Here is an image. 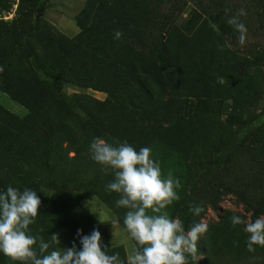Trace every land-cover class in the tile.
Returning a JSON list of instances; mask_svg holds the SVG:
<instances>
[{"label":"rangeland","instance_id":"374dc122","mask_svg":"<svg viewBox=\"0 0 264 264\" xmlns=\"http://www.w3.org/2000/svg\"><path fill=\"white\" fill-rule=\"evenodd\" d=\"M16 2L0 0V19L11 21L15 17ZM98 2L49 0L38 39L32 42L33 58L27 61L17 54L12 57L0 77V161L7 156L10 161L16 157L25 162L28 157L29 143L24 138L29 133L25 125L28 110L12 95L31 92L35 75L47 81L49 75L58 76L72 68L76 73L89 71L90 74L95 70V64L87 60L88 45L73 41L88 37L84 32L92 22ZM226 8L230 10L226 17H200L202 20L193 21L186 32L176 36L175 53L167 69L157 71L156 64V69H149L146 60L141 58L144 71L154 73L152 78L159 82L162 92L183 98L187 104L183 108L178 105L169 122L139 129L133 125L129 134L138 139H151L159 150L167 148L183 158L185 171L189 170L195 184L201 185L210 171L217 175L216 208L207 207L198 222L207 224V231L197 243L196 257H189V264H205L204 251L212 245L241 251V259L218 258V264H264V247L257 246L251 253L247 251L248 234L243 230L244 225L233 227L231 224L233 215L245 221H252L254 213L257 218L264 216V68H245L264 48V0H232ZM241 8L246 15L240 20L247 27L243 45L239 43V33L227 24V19ZM143 15L152 22L151 13ZM210 23L217 25L219 31H214ZM227 32L232 36L228 37ZM99 68L102 70L99 73H103L106 67L99 65ZM92 77L100 80L103 76ZM218 77H224L225 83L219 84ZM72 81L74 84H65L60 95L53 97L55 102L63 95L96 101L106 99L104 92ZM44 88L53 94L47 82ZM11 132L21 136V140L2 139ZM81 206L107 234V254L119 253L127 264L135 242L123 231V220L96 197L82 200ZM61 219L65 222V216ZM67 225L72 226L69 218ZM36 226L37 223L29 226V234L43 237L51 245L49 252L56 248L51 241V236L56 234L61 250L72 247L71 232L57 231L50 223ZM38 244L39 240L37 249ZM0 264L19 262L0 253Z\"/></svg>","mask_w":264,"mask_h":264},{"label":"trees","instance_id":"16d2710c","mask_svg":"<svg viewBox=\"0 0 264 264\" xmlns=\"http://www.w3.org/2000/svg\"><path fill=\"white\" fill-rule=\"evenodd\" d=\"M231 2L99 0L92 22L84 32L88 37H77L73 41L88 45L87 60L95 64L91 75L89 71L76 73L74 68L66 73L62 71L58 76L49 75L47 81L35 75L31 92L12 95L28 110L25 125L29 133L24 135L29 143L28 157L25 162L16 157L10 161L7 156L0 161V190L5 191L11 185L20 191L31 188L37 192L41 204L32 225L50 223L57 231L75 232V236L70 235L77 250L82 247L78 230L82 236L98 230L104 250L108 252L107 234L81 206V201L96 197L120 220L124 219L127 209L116 206L117 193L106 191L107 184L113 180L112 174H106L91 159L89 146L96 137L109 143L127 141L136 150L151 148L152 157L159 162L163 175L167 176L171 171L180 180L181 187L177 189L180 199L166 211L170 218L183 222L185 231L199 222L207 207L216 208L214 200L219 188L213 171L201 185L195 184L189 170L185 171L183 158L167 148L161 151L155 141L138 139L129 131L133 130V125L139 129L167 123L176 109L187 104L174 94L165 95L159 82L152 78L154 73L144 71L141 58L146 60L149 69H156V65L157 71L167 69L169 59L175 53L176 36L186 32L193 21L202 20L200 17H226L224 10ZM48 8L49 0H17L15 17L11 21L0 19V67L3 72L15 54L27 61L33 58L32 42L38 39L42 16ZM146 12L152 14V22L143 15ZM117 30L123 33L120 39L114 37ZM227 33L228 37L232 36ZM99 65L107 69L99 73L102 71ZM255 66L264 68V48L252 63L247 62L245 68ZM94 74L103 77L93 79ZM72 80L104 92L106 99L96 101L63 95L55 102L53 97L60 95L65 84ZM44 82L52 88L53 94L45 90ZM12 121L15 123L16 119ZM2 139L17 142L21 136L11 132ZM189 205H202L204 211L200 216H193ZM61 216H65V222ZM68 218L72 220L71 227L67 225ZM252 218V221L257 219L256 213ZM204 252L205 264H218V258L239 260L242 257L239 250L217 245L209 246Z\"/></svg>","mask_w":264,"mask_h":264},{"label":"clouds","instance_id":"9594fccd","mask_svg":"<svg viewBox=\"0 0 264 264\" xmlns=\"http://www.w3.org/2000/svg\"><path fill=\"white\" fill-rule=\"evenodd\" d=\"M224 11L227 16L230 10ZM244 15L246 12L241 8L227 19V24L239 33L241 45L247 38V27L240 20ZM210 26L219 31L217 25L210 23ZM122 35L120 30L114 33L115 39ZM217 82L224 84L225 78L218 77ZM89 153L106 174H112L113 180L107 184L106 191L119 195L116 206L127 209L123 231L135 242L127 264H189V257H196L197 243L207 231V224L194 223L185 231L181 220L170 218L166 209L180 199L177 192L180 180L171 171L163 175L149 147L136 150L127 141L109 143L96 137L90 143ZM40 204L37 192L31 188L20 191L9 185L5 191H0V253L5 257L19 264H125L119 253H106L101 233L95 229L83 236L78 230L80 250L75 243L61 250L58 234L53 235L51 241L56 248L49 252L51 245L44 242L43 237L29 234V226L39 215ZM203 211L202 205H189L193 216H200ZM91 212L95 214L92 209ZM231 224L233 227L244 225L243 230L248 234L247 251L251 253L257 246L264 247V216L245 221L233 215Z\"/></svg>","mask_w":264,"mask_h":264}]
</instances>
